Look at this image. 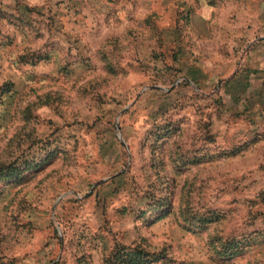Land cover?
<instances>
[{
	"label": "rangeland",
	"instance_id": "rangeland-1",
	"mask_svg": "<svg viewBox=\"0 0 264 264\" xmlns=\"http://www.w3.org/2000/svg\"><path fill=\"white\" fill-rule=\"evenodd\" d=\"M0 264H264V0H0Z\"/></svg>",
	"mask_w": 264,
	"mask_h": 264
},
{
	"label": "trees",
	"instance_id": "trees-1",
	"mask_svg": "<svg viewBox=\"0 0 264 264\" xmlns=\"http://www.w3.org/2000/svg\"><path fill=\"white\" fill-rule=\"evenodd\" d=\"M189 220H190L189 218L186 219V221H189ZM202 225H203V223H202ZM228 244H229V243H228ZM139 255H141V256H143V257H146V256H147V254L143 253L142 250H139L138 256H139ZM136 256H137V254H136Z\"/></svg>",
	"mask_w": 264,
	"mask_h": 264
}]
</instances>
